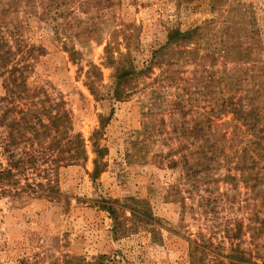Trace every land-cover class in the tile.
<instances>
[{"label": "rangeland", "instance_id": "374dc122", "mask_svg": "<svg viewBox=\"0 0 264 264\" xmlns=\"http://www.w3.org/2000/svg\"><path fill=\"white\" fill-rule=\"evenodd\" d=\"M221 2L250 5L264 48V0ZM213 3L60 2L52 12H56L61 38L83 36L81 28L86 20L96 27L95 31H84L87 37L81 42H68L79 51L75 61L62 48L48 19L28 5L20 7L17 16L23 23V37L42 48L31 60L28 83L64 100L72 127L82 137L85 160L53 169L43 161L28 162L23 174L18 175V187L23 189L0 186V264H74L72 257L90 261L96 254L116 252L122 259L120 264L125 260L130 264H264V180H223L220 177L226 172L225 166L213 168L211 178L184 193V211L168 191L180 173L179 166L169 164L173 128L189 127L193 116L201 119L209 97L220 95L214 85L208 84L203 70L198 68L193 73L192 64H185L182 71L177 69L183 80L171 84L166 80L167 86L152 97L146 93L151 78L159 73L171 75L176 66L154 67L151 77L127 99L113 101L112 69L103 64L104 40L113 26L124 23L128 32L131 24L135 26L131 56L140 66L150 49L164 43L169 29H185L213 18ZM120 50L125 51L123 45ZM90 62L101 74L96 94L84 84ZM178 71L174 70L176 74ZM177 84L183 89L186 104L181 112H173L169 105ZM7 120L3 118V122ZM4 129L0 125V141ZM94 129H99L97 140L104 148L101 171L95 179L89 176L95 156L91 139ZM19 147L11 150L31 148L27 140ZM5 160L0 143V166ZM48 176L56 180L60 197L53 199L45 194V185L36 186ZM104 197L134 208H139V203L130 197L145 200L159 225L131 217L127 208L115 210L112 217L97 205Z\"/></svg>", "mask_w": 264, "mask_h": 264}, {"label": "trees", "instance_id": "16d2710c", "mask_svg": "<svg viewBox=\"0 0 264 264\" xmlns=\"http://www.w3.org/2000/svg\"><path fill=\"white\" fill-rule=\"evenodd\" d=\"M115 1L118 0H0V125L5 128L0 143L6 159L5 165L0 166V186L17 188L18 175L23 174L28 162L34 164L43 161L48 168L53 169L85 160L82 137L72 127L70 112L64 100L51 96L42 86H30L28 83L31 60L40 54L42 48L28 43L23 37V23L17 16L20 7L28 5L40 17L48 19L62 48L75 61L79 51L68 42H81L80 39L87 37L85 32L95 31L96 27L90 26L86 20L85 26L81 28L83 36L65 35L61 38L56 12L52 10L58 9L60 2ZM211 2H214L211 7L216 10L213 18L185 29H169L164 43L150 49L140 66L134 63L131 56L135 41L132 38L135 29L133 24L129 32L124 23L113 26L103 46V64L112 69L114 77L113 101L127 99L141 82L151 77L154 67L163 69L173 64L176 67L172 69L171 75L159 73L151 78L146 93L155 97L160 93L159 88L163 90L162 87L171 84L170 81L183 80L179 71L188 63L192 64L193 73L198 68L202 69L208 84L214 85L213 88L220 93L215 98L209 97V106L201 119L193 116L189 127L181 126L179 130L173 128L169 164L171 167L179 166L180 173L168 191L179 201L182 211L187 206L184 193L211 178L210 170L213 168L225 166L226 172L220 177L223 180L241 178L245 181L248 177H252L256 183L264 180L262 34L249 4H230L221 0ZM122 45L125 51L120 50ZM84 76V84L92 94H96L101 80L99 68L90 62ZM179 85L172 94L174 99L169 102L173 112H181L186 105L183 89ZM225 115L229 117L221 120L220 117ZM6 117L8 120L3 122ZM174 123L171 121V125ZM99 132V129H94L91 134L95 156L89 176L94 179L101 171L104 154V148L97 140ZM24 140L29 141L30 149H20V152L11 150L12 147H19ZM56 183L54 178L48 176L36 186L45 185V194L54 199L61 196ZM129 200L137 201L139 208L110 197L101 198L97 205L112 217L115 210L127 208L131 217H137L145 224L159 225V219L153 216L145 200L133 197ZM131 217L125 219L133 220ZM116 254H96L90 261L83 257H72L70 260L74 264L75 261L76 264H120L122 259ZM124 264L130 263L125 260Z\"/></svg>", "mask_w": 264, "mask_h": 264}]
</instances>
